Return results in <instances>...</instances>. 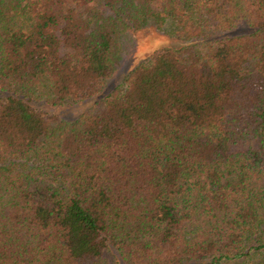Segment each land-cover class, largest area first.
I'll return each mask as SVG.
<instances>
[{
  "label": "trees",
  "instance_id": "trees-1",
  "mask_svg": "<svg viewBox=\"0 0 264 264\" xmlns=\"http://www.w3.org/2000/svg\"><path fill=\"white\" fill-rule=\"evenodd\" d=\"M256 259L264 0H0V264Z\"/></svg>",
  "mask_w": 264,
  "mask_h": 264
},
{
  "label": "rangeland",
  "instance_id": "rangeland-1",
  "mask_svg": "<svg viewBox=\"0 0 264 264\" xmlns=\"http://www.w3.org/2000/svg\"><path fill=\"white\" fill-rule=\"evenodd\" d=\"M173 41L171 38H169L166 34H164L163 31H158L153 28L145 29L141 32L135 33L134 35V41L130 46L127 42H124V45L126 46V49L129 47L128 52V60L125 61L123 65H121L122 69H117V73H120L129 63H135L139 59L145 57L150 52L163 47L168 46L172 44ZM125 53V49L122 50V56ZM119 71V72H118ZM258 259L256 260H247V261H241V260H232L229 261L228 264H257ZM189 264H197V263H189ZM202 264V263H198Z\"/></svg>",
  "mask_w": 264,
  "mask_h": 264
}]
</instances>
